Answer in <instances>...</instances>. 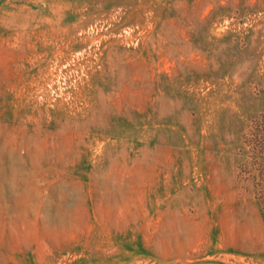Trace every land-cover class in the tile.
I'll list each match as a JSON object with an SVG mask.
<instances>
[{"label":"rangeland","instance_id":"obj_1","mask_svg":"<svg viewBox=\"0 0 264 264\" xmlns=\"http://www.w3.org/2000/svg\"><path fill=\"white\" fill-rule=\"evenodd\" d=\"M260 122L264 0H0V264H264Z\"/></svg>","mask_w":264,"mask_h":264},{"label":"trees","instance_id":"obj_2","mask_svg":"<svg viewBox=\"0 0 264 264\" xmlns=\"http://www.w3.org/2000/svg\"><path fill=\"white\" fill-rule=\"evenodd\" d=\"M264 127V125H263V122L261 123H259L258 124V128H263ZM261 152H263V151H261ZM258 175H260V181H261V183H264V166H263V168H259V173H258ZM257 175V176H258ZM263 190V189H262Z\"/></svg>","mask_w":264,"mask_h":264}]
</instances>
